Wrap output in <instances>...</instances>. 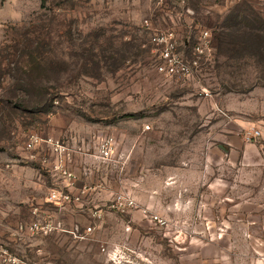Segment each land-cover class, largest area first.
<instances>
[{"label":"rangeland","instance_id":"obj_1","mask_svg":"<svg viewBox=\"0 0 264 264\" xmlns=\"http://www.w3.org/2000/svg\"><path fill=\"white\" fill-rule=\"evenodd\" d=\"M239 20L254 45L234 43ZM166 32L192 76L157 71ZM33 134L72 138L84 210L48 200L54 158ZM45 216L68 231L19 230ZM1 248L29 264H264V0H0Z\"/></svg>","mask_w":264,"mask_h":264},{"label":"built area","instance_id":"obj_2","mask_svg":"<svg viewBox=\"0 0 264 264\" xmlns=\"http://www.w3.org/2000/svg\"><path fill=\"white\" fill-rule=\"evenodd\" d=\"M145 26H149L148 21L144 22ZM153 44L160 46V56L162 59L161 64L157 66V71L165 76H183L190 77L193 73V65L197 64L196 60H193L192 64L184 62L175 53V38L172 32L158 33L151 36ZM195 54L198 56L205 55L210 50V36L206 30L199 33V42L193 48ZM259 136V131L254 128H249L246 131V140L250 141L256 139ZM72 138H61V137H47L41 138L37 134L31 135L27 142L28 149H34L38 146H45L47 152L54 158L50 164L49 171L51 177L54 179L53 186L49 189L48 200L53 202L55 205L65 208L68 205L79 206L80 209L84 210L83 196L91 189V186L84 185L83 188H78L76 182L79 179L78 173L71 169L68 165L70 158L76 150L70 145ZM114 141L111 137L103 138L97 146V155L102 160H109L112 154ZM80 151V150H79ZM46 163V160H42ZM91 169L88 166L82 168V174L84 176L91 174ZM94 189V187H92ZM88 203H94L93 199L88 198ZM117 204L131 206L132 202L125 200L119 196ZM90 226H87L82 230L79 229L78 225H75L69 232L76 237H84L90 231ZM19 230H23L31 235L34 234H48L53 231H68L64 228L63 223L60 220L53 219L51 217L37 218L29 224H20ZM17 232V233H20ZM1 252L7 254L4 260V264H29L21 261L18 257L12 254H8L7 249L1 248Z\"/></svg>","mask_w":264,"mask_h":264},{"label":"trees","instance_id":"obj_3","mask_svg":"<svg viewBox=\"0 0 264 264\" xmlns=\"http://www.w3.org/2000/svg\"><path fill=\"white\" fill-rule=\"evenodd\" d=\"M236 17L238 18V17H240V19L241 18H243V16H241V14L240 13H237L236 14ZM243 20L245 21V22H247L248 21V18L246 17V16H244V18H243ZM235 22H237V24L233 27V31H232V33L230 34L231 36H233L234 38H235V41H234V43L237 45L238 43H241L243 46H244V43H246L247 45H254L253 43V39H255V38H257V37H259V34L257 33V31L256 30H254L253 29V27H249V30L247 31L246 29L245 30H242L241 28H240V26H238V24L240 23L241 24V20H239V21H235ZM234 23V22H233ZM244 24V23H243ZM246 24V23H245ZM255 31V32H254ZM248 34V35H251V37H252V39L251 40H249L248 42L244 39V40H242L241 38H240V34ZM257 49H258V51H261V49H262V47H260V46H257Z\"/></svg>","mask_w":264,"mask_h":264}]
</instances>
